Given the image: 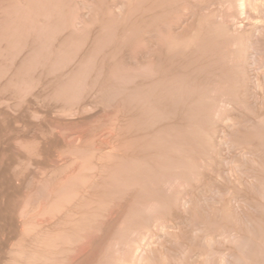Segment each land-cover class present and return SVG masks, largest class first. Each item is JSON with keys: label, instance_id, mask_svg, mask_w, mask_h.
I'll list each match as a JSON object with an SVG mask.
<instances>
[{"label": "rangeland", "instance_id": "obj_1", "mask_svg": "<svg viewBox=\"0 0 264 264\" xmlns=\"http://www.w3.org/2000/svg\"><path fill=\"white\" fill-rule=\"evenodd\" d=\"M0 264H264V0H0Z\"/></svg>", "mask_w": 264, "mask_h": 264}, {"label": "bare ground", "instance_id": "obj_2", "mask_svg": "<svg viewBox=\"0 0 264 264\" xmlns=\"http://www.w3.org/2000/svg\"><path fill=\"white\" fill-rule=\"evenodd\" d=\"M91 227H92V226H91ZM91 227H90V228H91ZM90 228H89V229H90ZM95 229H96V228H94L93 230H95ZM85 230H86V229H85ZM88 231H89V230H88ZM88 231H86L85 234H83V235H85L86 237H88V236L91 237V235H92V233H93L94 231H93L92 233H91V230H90L89 232H88ZM87 232H88V234H91V235H87V234H86ZM95 232H96V231H95ZM94 234H95V233H93V236H94ZM95 235H96V234H95ZM97 236H98V233H97ZM90 237H89V239H91ZM95 237H96V236H95ZM93 238H94V237H92V239H93ZM92 239H91V240H92ZM86 242H87V241H86ZM88 242H89V241H88ZM84 244H85V243H84ZM88 244H89V243H88ZM82 248H83V247H82Z\"/></svg>", "mask_w": 264, "mask_h": 264}]
</instances>
